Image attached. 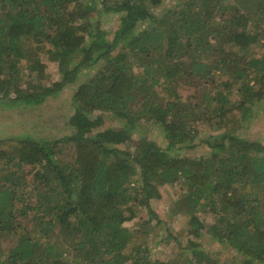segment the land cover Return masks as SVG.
Returning a JSON list of instances; mask_svg holds the SVG:
<instances>
[{
    "label": "trees",
    "instance_id": "obj_1",
    "mask_svg": "<svg viewBox=\"0 0 264 264\" xmlns=\"http://www.w3.org/2000/svg\"><path fill=\"white\" fill-rule=\"evenodd\" d=\"M161 4L0 0V107L76 84L71 134L0 136V264H264V142L241 134L264 104V0ZM103 10L121 16L111 37ZM49 62L61 78L48 84ZM106 112L130 124L101 129ZM176 184L179 233L125 225ZM172 241L174 257L149 255Z\"/></svg>",
    "mask_w": 264,
    "mask_h": 264
},
{
    "label": "rangeland",
    "instance_id": "obj_2",
    "mask_svg": "<svg viewBox=\"0 0 264 264\" xmlns=\"http://www.w3.org/2000/svg\"><path fill=\"white\" fill-rule=\"evenodd\" d=\"M175 2L176 0H163V4H161L157 10L159 11L162 10L163 7H169ZM117 15H112L106 10H103L101 14V18L103 19L101 29L105 31L104 33H106L107 37H111L114 27L119 23L121 16ZM95 18H97V15H95L93 19ZM47 71L49 76L47 79L48 84L50 82H55L56 80L58 81L61 78L60 72L55 65L50 62L48 63ZM75 88L76 84L65 89L59 96L49 97L43 104L30 108H7L1 106L0 128L5 127V130L0 133V136L6 134H31L35 138H51L55 135L63 136L71 134V129L68 127V119L74 111L72 96ZM180 92L184 96V99L191 101V98H194L192 96L193 89L180 88ZM239 97L240 95L237 94L233 97V100L239 99ZM95 115L103 116L102 124L99 126L101 129L107 127L119 129L123 127V124H130L128 119L119 118L111 112L98 113ZM245 123V127L241 129V134L251 140L257 139L264 142V104H258L255 106L251 116L248 117ZM138 127L141 132H145L151 138L157 139L158 141L163 140V132L159 126L154 125L153 123L143 122L141 124L139 123ZM138 127L134 130V140L139 135ZM216 134L218 133H214L213 135ZM132 143L133 141L129 143V147ZM193 152L198 155L207 154L209 149L202 146L195 151H192L191 154H193ZM163 188L162 198L154 202L153 209L155 211H150L147 208L137 210V215L131 221L125 223L126 226L131 228L138 227L141 223H145L146 226H151L155 232V235L152 237V240L155 242L160 241L163 236H166V232L170 229L169 226L177 228L178 233L181 231L179 226L180 219L171 212V208L175 203V198L177 197L176 193L179 192L180 195L183 191L179 184H176L175 186L166 185L163 186ZM181 234L180 239L185 245L187 236L185 233ZM204 241L210 249H216L219 245L218 242L211 239L209 236H205ZM227 248L230 252H234L228 246ZM178 251L179 248L176 242L172 241L170 244L154 245L149 248L148 252L152 258L168 259L174 257Z\"/></svg>",
    "mask_w": 264,
    "mask_h": 264
}]
</instances>
